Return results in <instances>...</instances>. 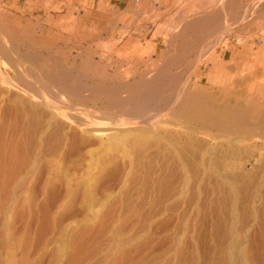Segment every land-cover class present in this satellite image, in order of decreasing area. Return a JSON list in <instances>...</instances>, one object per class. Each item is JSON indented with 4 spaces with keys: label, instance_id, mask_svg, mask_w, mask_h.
Instances as JSON below:
<instances>
[{
    "label": "rangeland",
    "instance_id": "rangeland-1",
    "mask_svg": "<svg viewBox=\"0 0 264 264\" xmlns=\"http://www.w3.org/2000/svg\"><path fill=\"white\" fill-rule=\"evenodd\" d=\"M148 1L0 0V264H264V24L247 19L262 13L198 33L195 0ZM39 61L138 88L125 107L36 97L16 73ZM232 106L247 130L204 117Z\"/></svg>",
    "mask_w": 264,
    "mask_h": 264
},
{
    "label": "bare ground",
    "instance_id": "bare-ground-1",
    "mask_svg": "<svg viewBox=\"0 0 264 264\" xmlns=\"http://www.w3.org/2000/svg\"><path fill=\"white\" fill-rule=\"evenodd\" d=\"M228 0H225V2H227ZM227 4H228V2H227ZM241 7V6H240ZM252 7V6H251ZM232 8V7H231ZM247 9H249L248 7H246ZM225 9H227V8H225ZM244 9V8H243ZM246 9V11H248ZM240 10H242V9H240ZM245 12V11H244ZM246 13V12H245ZM244 13V14H245ZM217 14H219V12H217ZM239 15V14H238ZM246 15V14H245ZM215 16H217L216 14H215ZM212 17L210 20H211V22L213 23V19L214 20H216L215 18L216 17ZM240 16V15H239ZM244 17V16H243ZM203 20V19H202ZM202 20H201V22H202ZM207 20V19H206ZM205 20V21H206ZM204 21V23H206ZM208 21V20H207ZM197 22H199L200 23V21H197ZM209 22V21H208ZM210 22V23H211ZM203 23V22H202ZM202 23H201V25H202ZM205 25V24H204ZM207 25H208V23H207ZM194 32V31H193ZM199 32V31H198ZM4 35H5V33H4ZM13 36V35H12ZM0 38H2V36L0 37ZM15 38V37H14ZM10 39V38H9ZM1 40V39H0ZM2 40H3V38H2ZM2 40L0 41L1 43H2ZM12 40V39H11ZM33 42V41H32ZM11 43V42H10ZM3 44V43H2ZM32 45V44H31ZM31 45H29L30 47H31ZM6 46L5 45H0V53H2V54H4V53H6V55H7V52H8V49H6L5 48ZM25 47H28V46H25ZM30 47H28V48H30ZM14 48H16V47H14ZM22 48V47H21ZM16 49H18V48H16ZM16 49H14V51L16 50ZM26 50H27V48H26ZM25 51V50H24ZM30 51V50H29ZM31 51H33V48H32V50ZM35 51V50H34ZM15 52H17V51H15ZM18 52H20V51H18ZM17 52V53H18ZM10 53V52H9ZM8 53V54H9ZM21 53H23V52H21ZM32 53V52H31ZM34 53V52H33ZM10 54H12V52L10 53ZM9 54V55H10ZM29 54H30V52H29ZM29 54H27V52H26V54L24 55V58H27V60L29 61V59L30 58H32L31 57V55H29ZM38 54V53H37ZM36 53H35V55H37ZM50 55H51V53H49ZM1 55V54H0ZM5 55V54H4ZM5 55V56H6ZM2 56V55H1ZM33 57H35L34 55H32ZM37 56H40V55H37ZM37 56H36V58H37ZM9 57V56H8ZM15 57H17V56H15ZM57 57V56H56ZM6 58H7V56H6ZM6 58H4V59H6ZM12 58V57H11ZM35 58V59H36ZM60 58V57H59ZM1 59V58H0ZM17 59V58H16ZM37 59H39V58H37ZM57 58H55L54 57V60H56ZM2 60V59H1ZM8 60H10L9 58H8ZM14 60V59H13ZM13 60H10L9 62H11V61H13ZM19 60V59H18ZM18 60H16V61H18ZM34 60V59H33ZM57 60H59V59H57ZM30 62V61H29ZM36 62V61H35ZM11 63H13V62H11ZM10 63V64H11ZM31 63H33V65H34V62L32 61V62H30V64ZM58 63H59V61H58ZM9 64V65H10ZM36 64V63H35ZM50 64H54V63H50ZM15 65V64H14ZM22 65H23V63H22ZM62 65V64H61ZM1 66V65H0ZM12 66H13V64H12ZM25 66V65H24ZM24 66H22V67H20V68H17L18 70H17V77H22V79L21 80H23L24 81V79H23V76L25 75V76H30L31 75V77L33 78L32 80H34V85H31V84H29V83H32L33 81H31V79H30V81L31 82H29V83H27V81H26V83H27V85H25V87H26V89H25V87H24V83H23V81H22V83H23V90H25L26 92H28V93H31L33 90H34V93H35V95H36V97H40V95L42 94V93H49L50 94V96H53V95H51V92L53 91V90H55L56 92V95L57 94H59L58 92H63V93H61L60 95H61V97H62V94H64L65 93V95H67L69 98H68V100H70L71 98H73V97H75L76 99H77V104H79L78 105V107H83V105H86L89 101H94V104L96 103V99L97 100H100L101 101V104H99V106L100 107H106V106H112V107H116V106H119V105H124V107H125V104H128L129 105V103H128V99H129V96L127 95V94H125V90H130L131 88H132V86L131 87H128V86H130V83H127V84H129V85H127L126 83H123V84H121L120 83V85H114L113 87L112 86H109V87H107L106 85L104 86V85H102V84H99V85H95V86H93V84H92V86H90V88H87V85H82L83 83L81 82L80 84L77 82V80H75L74 78H72V76L71 75H73L72 73H68V71H69V68L66 70V69H61L60 71H58V72H55L54 70H52L46 63H44V62H40L39 61V63H37V67H39V71L37 72V73H33L31 70H29V69H26V67L25 68H23ZM55 65H53V67H54ZM28 67H30V66H28ZM36 67V66H35ZM155 67V66H154ZM31 68H34L33 66L31 67ZM62 68V67H61ZM12 69H13V67H12ZM34 69H36V68H34ZM34 69H32V70H34ZM54 69V68H53ZM57 69V68H56ZM151 69V68H150ZM153 69V68H152ZM11 70V69H10ZM37 70V69H36ZM58 70V69H57ZM146 70H149V69H146ZM158 70V69H157ZM3 71H5V70H3ZM123 71V70H122ZM121 71V72H122ZM0 72H2V69H0ZM6 72V71H5ZM36 72V71H35ZM128 72V71H127ZM127 72H126V74H127ZM151 71H149V73H150ZM3 74H4V72H2ZM10 73H13V72H10ZM76 73V74H75ZM75 75H77V73H79L77 70L75 71ZM159 73V72H158ZM3 74L1 75L0 74V76L2 77V79L4 78V76H3ZM98 74V73H97ZM97 74L95 73V75H96V77H97ZM118 74V73H117ZM123 74V73H122ZM148 74V73H147ZM155 74V73H154ZM161 74V73H160ZM159 74V75H160ZM12 75V74H11ZM11 75H10V77H11ZM70 75V76H69ZM99 75V74H98ZM163 75V74H162ZM162 75H160V77L161 78H158V81H161V82H164L165 81V79H163L162 78ZM79 76H81L80 74H78V77ZM156 76H158V75H156ZM5 77H7V74H6V76ZM14 78H13V80L10 78V80L8 79V83L10 82L12 85L15 83L14 81V79H15V75L13 76ZM77 77V76H76ZM125 77V76H124ZM164 77V76H163ZM8 78V77H7ZM20 79V78H19ZM18 78H17V81L19 80ZM27 79V78H26ZM154 79V78H153ZM153 79H152V81H153ZM28 80H29V78H28ZM79 80H80V78H79ZM126 80V79H125ZM138 81H140L139 79H137ZM5 81V80H4ZM7 81V80H6ZM95 81H97L96 79H95ZM94 81V82H95ZM155 81V84H157V80H154ZM14 82V83H13ZM25 82V81H24ZM93 82V83H94ZM133 82V81H132ZM137 82V81H136ZM141 83L139 84V87H141L142 89H148L149 87H150V84H145V83H143V81L141 80L140 81ZM146 82V81H145ZM9 83V84H10ZM18 83H20V80H19V82ZM86 83V82H85ZM91 83V82H90ZM90 83H88V84H90ZM138 83V82H137ZM149 83V82H148ZM136 84V83H135ZM134 84V85H135ZM151 84H152V82H151ZM154 84V85H155ZM16 85V84H15ZM133 85V88L136 86H134ZM138 85V84H137ZM163 85V84H162ZM32 86H34L35 88L33 89V87ZM152 86V85H151ZM164 86V85H163ZM162 86V87H163ZM15 87V86H14ZM137 87V86H136ZM260 87V86H259ZM22 88V87H21ZM130 88V89H129ZM133 88H132V90H133ZM138 88V87H137ZM261 88V87H260ZM87 89H90L92 92H91V94H83V95H81V93H83L85 90H87ZM179 89V88H178ZM184 89V88H183ZM182 89V90H183ZM22 90V89H21ZM131 90V91H132ZM134 90H135V88H134ZM145 91V90H144ZM147 91V90H146ZM145 91V92H146ZM124 92V94L125 95H127V96H125V97H122V96H120V94L121 93H123ZM148 92V91H147ZM33 93V92H32ZM53 93H54V91H53ZM54 93V94H55ZM185 93H187V92H185ZM81 96H80V95ZM189 94V93H188ZM187 94V95H188ZM34 95V96H35ZM183 95V94H182ZM33 96V95H32ZM47 95H45V97H46ZM153 96V95H152ZM45 97L43 96L42 98H44V100H45ZM47 97H49V96H47ZM46 97V98H47ZM58 97H60L59 95H58ZM57 96H56V99L58 98ZM132 98H133V96H131ZM131 97H130V101L132 100L131 99ZM175 97V96H174ZM173 97V98H174ZM187 97V96H186ZM190 97V96H189ZM196 97V96H195ZM50 98V97H49ZM63 98V97H62ZM62 98H61V101H62ZM103 98H105V100H106V102H103L102 100H103ZM151 98H153V97H151ZM184 98V97H183ZM50 99H52V101H50V100H45V102L47 103V104H51V103H54L53 101V98H50ZM54 99H55V97H54ZM55 99V100H56ZM75 99V100H76ZM176 99H177V97H176ZM175 99V100H176ZM72 100V99H71ZM134 101H135V99H133ZM143 100V99H142ZM174 100V99H173ZM180 100L181 101H183L181 98H180ZM179 100V101H180ZM250 100V99H249ZM248 100V101H249ZM64 101V100H63ZM62 101V102H63ZM177 101V100H176ZM56 102V101H55ZM57 102H58V100H57ZM135 102H140V101H135ZM150 103L152 102V101H149ZM159 102V101H158ZM197 102V101H196ZM59 103H60V98H59ZM74 103H75V101H74ZM134 103V102H133ZM132 103V104H133ZM248 103V102H247ZM46 104V105H47ZM55 104V103H54ZM57 104V103H56ZM67 106H66V103H64L63 102V105H65V108L66 109H68L69 107H70V105H72V103H70L69 101L67 102ZM70 104V105H69ZM76 104V103H75ZM146 108H148V104L149 103H147V101H146ZM154 104V103H153ZM171 104V103H170ZM193 104V103H192ZM61 106H62V108H61V106H60V109H63V105H62V103L60 104ZM82 105V106H81ZM143 105H145V104H143ZM186 105V104H185ZM251 105V104H250ZM48 106V105H47ZM69 106V107H68ZM111 106H110V108H111ZM195 106V105H194ZM208 106V105H207ZM230 106V105H229ZM68 107V108H67ZM73 107V106H72ZM86 107V106H85ZM123 107V109H125ZM133 107H134V105H133ZM137 107V106H136ZM144 107V106H143ZM142 107V108H143ZM74 108H75V106H74ZM79 108V109H80ZM84 108V107H83ZM122 107H120V109H121ZM130 108V107H129ZM138 108V107H137ZM137 108H134V110H136ZM145 108V109H146ZM181 108H183V106L181 107ZM207 108V107H206ZM69 109H72V108H69ZM68 109V110H69ZM127 109V108H126ZM144 109V108H143ZM144 109V110H145ZM179 109V108H178ZM59 110V109H58ZM90 110V109H89ZM88 110V111H89ZM140 110H141V108H140ZM150 110V109H149ZM39 111V110H38ZM94 111V110H93ZM102 110H100V112H101ZM124 111V110H123ZM133 111V110H132ZM146 111V110H145ZM183 111V110H182ZM181 111V113H183ZM211 111V110H210ZM19 112V111H18ZM92 112V111H91ZM91 112H88V113H91ZM130 112V111H129ZM137 112H139V110L137 111L136 110V113ZM185 112V111H184ZM195 112V111H194ZM198 112V114L199 113H201V112H199V111H197ZM254 112L256 113V115H262V113L264 114V110H262V111H260V110H254ZM29 113V112H28ZM98 113V112H97ZM142 113V112H141ZM179 113H180V111H179ZM94 114V113H93ZM128 114H130V113H128ZM33 115V114H32ZM137 115H139V114H137ZM143 115V114H142ZM134 116V115H133ZM207 116V117H206ZM206 116H204L205 118H207V120L208 121H212L213 123H215L216 125H221L223 128H225L226 129V131H228L229 130V132H231L230 130H232V131H236V130H242V131H244V129H246L247 127H246V125L244 124V122L246 121L245 120V116H246V114H245V112H243V111H241V109L239 110V108H236V106H232V107H224V108H222L220 111H216V112H210L209 114H206ZM264 116V115H263ZM32 117V116H31ZM89 117V116H88ZM104 117V116H103ZM187 119V118H186ZM188 119H190V118H188ZM187 119V120H188ZM84 120V119H83ZM191 120H194V118L193 119H191ZM190 120V121H191ZM206 120V119H205ZM259 121V120H258ZM88 122V121H87ZM142 122V121H141ZM87 127V126H86ZM246 127V128H245ZM117 128V127H116ZM248 129V128H247ZM246 129V130H247ZM121 130V129H120ZM222 130V129H221ZM245 130V131H246ZM232 135V134H231ZM234 136V135H233ZM234 138H235V136H234Z\"/></svg>",
    "mask_w": 264,
    "mask_h": 264
},
{
    "label": "crops",
    "instance_id": "crops-1",
    "mask_svg": "<svg viewBox=\"0 0 264 264\" xmlns=\"http://www.w3.org/2000/svg\"><path fill=\"white\" fill-rule=\"evenodd\" d=\"M161 1H162L161 2L162 3L161 9L165 10L167 5L164 2L166 0H161ZM258 1L259 0H228L227 1L228 4H227V2H225V0H195V2H196L195 7L198 10H206L207 11L206 14H204L203 16L192 20L193 22H195L194 23V26L196 27L195 32H198V31L200 33H201V31L203 32V29L201 27L207 26V23H208V26L213 25L210 19L212 17H214L215 14L217 15V16H215V17H217V19L222 14L223 16H227L228 21L238 22V20H240V18L243 16L242 12L246 8V4H248L247 7L249 9L258 8L262 13V15L260 17L259 16H254V17L247 16L248 21L252 18L251 22H253V20L256 19V21H258V23L264 24V3L257 5ZM84 2H85V8L87 10H98V9H100L103 11H106V10L114 11V10H121V9L130 10L133 8L134 3H136V5H138L139 3H142L143 5H148L149 1L148 0H138V1L137 0H84ZM219 2H221V3L219 4ZM247 2H249V3H247ZM263 2H264V0H263ZM225 8H227V9H225ZM240 9H242V10H240ZM217 12H219V14H217ZM201 20L203 23L201 22ZM197 21H200V23ZM204 21L206 23H204ZM201 23H202V25H201ZM245 31H248V30H245Z\"/></svg>",
    "mask_w": 264,
    "mask_h": 264
}]
</instances>
